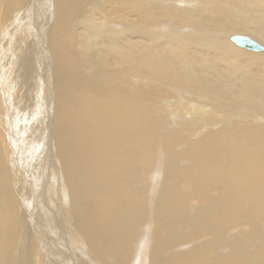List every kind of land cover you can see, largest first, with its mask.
<instances>
[{"label":"bare ground","instance_id":"bare-ground-1","mask_svg":"<svg viewBox=\"0 0 264 264\" xmlns=\"http://www.w3.org/2000/svg\"><path fill=\"white\" fill-rule=\"evenodd\" d=\"M31 1L0 0V264H38L33 240L18 239L17 210L32 200L18 195L1 125L3 64L21 46L53 68L59 202L42 204L67 208L99 262L146 252L147 264H210L221 246L211 264H264V0ZM37 3L51 24L21 41L9 21ZM239 33L262 50L236 45Z\"/></svg>","mask_w":264,"mask_h":264},{"label":"rangeland","instance_id":"rangeland-1","mask_svg":"<svg viewBox=\"0 0 264 264\" xmlns=\"http://www.w3.org/2000/svg\"><path fill=\"white\" fill-rule=\"evenodd\" d=\"M28 2L32 3L31 0H28ZM49 3L51 5V0ZM42 8L43 3H37L35 9L31 8L28 11L20 8V12L15 13L12 20L9 21V24H14L12 31H14V34L18 35V38H20L21 41H25V38H27L30 33L35 36L34 33L39 32V27L45 25V20L49 19L47 22L51 24V14L45 15ZM36 11L42 14L36 16V20L39 24L34 23V14ZM30 29L32 30L30 31ZM234 35L244 36L243 33ZM36 55V52L33 54V52L27 47L21 46L16 59L6 61L3 64V71L1 73V83H3L2 92H5L3 94L2 109L4 110L1 125L4 135L6 133L8 136V139L4 144L6 150L15 156V161L13 162L14 166H16L15 175H19V178L20 175L22 176L21 180H19L21 186H18L17 188L18 195L22 198L26 195L24 198L25 201L27 200L28 202H31L32 200L31 207L29 205H20L17 210L18 216L21 220V225L18 230V239H22L20 242L25 243V245H28V242L33 240L34 251H36L35 253L37 254L36 261L38 260L36 263L38 264H102V262H99L88 250L87 246L81 240L80 235L73 230L69 221L67 208L65 207L58 216L55 215L58 214L55 208L57 205L56 202L53 201H59L57 199L54 200L53 193L55 192V182H53L51 177L56 178L53 176L56 173V168L53 166L55 169L54 173L53 170H51L52 164H48L50 146L53 144L52 136L54 133L52 121L53 114L51 111L54 96L49 81L51 74H53L50 71L53 72V68L50 65V58H47L49 54L44 57L42 56V59L40 58L39 60L36 58ZM1 62H3V58ZM41 73H45V75L47 73V77H43ZM45 87H48V91L51 92H49V95H51L46 101L43 100L45 94L42 91ZM38 88L39 92H37V95L36 91ZM45 106H47V108ZM16 107V126L12 132L10 131V128L15 124V117L12 113L15 112ZM7 113L10 114L8 115ZM4 115L7 118H4ZM168 122L173 123V121ZM11 134H15L17 141L11 140ZM24 137L26 140H24ZM15 142L17 145L13 147V143ZM162 147L163 144L158 146L160 149H162ZM23 169H25V171H23ZM35 193L39 201L34 202ZM45 194H48V198L46 199L50 200L48 202L55 206L54 208L49 206L48 209L47 206L42 204L43 200H45V196H47ZM39 203H41L42 207ZM51 209L54 211L53 216H61L58 218L57 224L54 223L52 218H50V220L47 219L48 217L46 215L47 213L49 215L51 214ZM34 210L35 212L33 213ZM42 216L49 222L45 223V219L43 218L42 221L44 223L36 224L34 220H40L42 219ZM143 242L145 241L142 240V243ZM137 246L138 245L135 242L132 245L133 249L136 252L139 251L138 254H140L141 249L139 250ZM188 248L189 245L184 244L178 249L179 251H184ZM221 249V246H219L216 248L217 251L215 249V251H212L210 254L211 257L209 256L210 264L214 263L219 255H221V258H225V252L219 254ZM252 250L253 249H251V251ZM179 251L175 250L173 252ZM147 255L148 254L145 252L140 262L135 264H147ZM134 259L129 264H134ZM236 260H240V258H237ZM236 260L231 261V264H238V261ZM110 264L116 263L111 261Z\"/></svg>","mask_w":264,"mask_h":264},{"label":"water","instance_id":"water-1","mask_svg":"<svg viewBox=\"0 0 264 264\" xmlns=\"http://www.w3.org/2000/svg\"><path fill=\"white\" fill-rule=\"evenodd\" d=\"M232 42H234L236 45H238L244 49L250 50V51H259L261 49V47L257 43H255L250 38L245 37V36H240V35L233 36Z\"/></svg>","mask_w":264,"mask_h":264}]
</instances>
